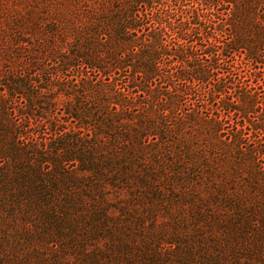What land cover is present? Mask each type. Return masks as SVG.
I'll use <instances>...</instances> for the list:
<instances>
[{
	"label": "trees",
	"instance_id": "trees-1",
	"mask_svg": "<svg viewBox=\"0 0 264 264\" xmlns=\"http://www.w3.org/2000/svg\"><path fill=\"white\" fill-rule=\"evenodd\" d=\"M0 264H264V0H0Z\"/></svg>",
	"mask_w": 264,
	"mask_h": 264
}]
</instances>
